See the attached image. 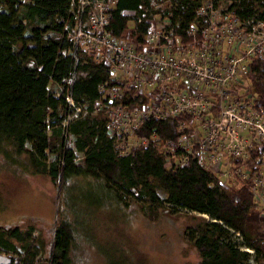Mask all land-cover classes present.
I'll return each mask as SVG.
<instances>
[{
  "label": "trees",
  "instance_id": "1",
  "mask_svg": "<svg viewBox=\"0 0 264 264\" xmlns=\"http://www.w3.org/2000/svg\"><path fill=\"white\" fill-rule=\"evenodd\" d=\"M161 1L164 0H114L107 10L105 27L115 39L130 33L141 48L148 28L144 8ZM201 1L168 2L172 20L177 19L174 34L181 48L200 44L207 17H194ZM229 2L227 12L240 19L264 20V0ZM74 23L70 0H0V155L10 165H17V156L25 155L32 172L45 174L58 183L56 221L46 264H76L70 253L75 227L66 214L71 208L77 213L76 206L89 202V188L84 190V185L90 180L96 183L99 193L107 191L111 197L120 198L118 188L130 193L137 190L153 206L167 203L207 214L214 221L205 222L194 240L200 264H243L248 259L250 254L233 242L229 230L238 231L243 244L264 254V217L254 189L264 146L260 149L253 142L246 148V160L233 159L230 170L234 180L226 186L197 157L189 156L183 164L171 160L166 165L171 158L167 147L176 144L182 135H192L189 122L193 116L187 113L143 118L131 132L147 142L133 146L128 154H120L115 149L116 134L109 127V106L120 103L139 109L148 102L149 95L124 87L121 98L109 102L101 87L119 88L123 82L111 77L108 66L94 59L92 53L71 46L68 35ZM192 23L194 37L188 33ZM246 81L245 91L255 95L254 108L264 119L261 55L249 56ZM67 89L83 114L63 125L66 116L73 113L64 97ZM69 135H73L75 149L82 153L80 159L67 144ZM196 148L198 144H194ZM181 151L178 148L176 153ZM49 154H54L55 159L49 161ZM240 166L246 169L247 176L236 173ZM95 203H101L100 197ZM33 232L31 224L25 229L0 226V248L14 250L18 246L29 253ZM18 261L10 255L0 264H19Z\"/></svg>",
  "mask_w": 264,
  "mask_h": 264
},
{
  "label": "built area",
  "instance_id": "2",
  "mask_svg": "<svg viewBox=\"0 0 264 264\" xmlns=\"http://www.w3.org/2000/svg\"><path fill=\"white\" fill-rule=\"evenodd\" d=\"M113 2L70 0L75 23L68 36L75 50L81 48L92 53L94 59L108 66L111 77L123 82L119 88L106 85L101 87L109 102L120 99L124 87H133L149 95L148 102L139 109H129L120 103L110 104L109 127L116 134L115 149L120 154H128L133 146L145 144L147 141L137 139L131 129L148 116L166 118L187 113L195 117L197 114L208 113V117L202 119V137L194 139L197 136L193 132L190 136L182 135L176 144L167 147V154L179 157L174 162L180 164L186 163L189 156L197 157L218 179V165L225 153L231 154L232 161L235 158L246 160V148L253 142L247 147L236 148L239 145L236 128L242 122H247V119L239 107L231 102L230 83L238 76L246 80L250 55L259 54L264 57V20H242L229 12L220 19L213 14L209 15L212 8L205 5L206 0H202L194 17L195 20L201 16L207 17L200 44L181 48L174 34L177 19L173 21L171 18V4H168V9H162L159 2L152 8H144L148 28L144 43L138 48L130 33L115 39L105 27L108 21L107 10ZM161 2L168 3L169 0ZM129 27H132V22ZM188 33L195 36L193 23ZM221 44L230 47L224 54L221 52ZM64 97L73 107V113L61 122L66 125L82 107L75 105L68 89ZM254 118L256 122L250 124L262 140L257 143L261 149L264 146V119L257 109ZM194 144H198L199 148L194 149ZM178 148L182 150L181 153H176ZM261 158L264 168V153ZM241 167L236 173L247 176L245 168ZM263 168L255 180L264 188ZM220 182L226 186L232 181L224 178ZM235 233L239 235L238 231Z\"/></svg>",
  "mask_w": 264,
  "mask_h": 264
},
{
  "label": "rangeland",
  "instance_id": "3",
  "mask_svg": "<svg viewBox=\"0 0 264 264\" xmlns=\"http://www.w3.org/2000/svg\"><path fill=\"white\" fill-rule=\"evenodd\" d=\"M229 3V0H206L205 5L212 8L209 15L222 19L228 14ZM160 8L168 9V3L160 2ZM221 46L223 54L230 49L226 44ZM247 85L241 76L230 83L231 102L239 107L248 122H242L236 128L239 141L236 148L262 141L257 130L250 124L256 122V108L255 95L245 91ZM80 114H83L82 111L77 112V115ZM208 115L197 114L190 121L192 132L197 136L194 139L202 137V119ZM67 144L74 148L76 159H80L82 153L75 149L73 135L67 136ZM217 146L221 147L219 143ZM47 159L52 161L55 155L49 154ZM171 160L178 161L179 157L168 159L167 166ZM16 163L5 164L0 155V226L17 225L25 229L30 224L34 225V242L29 253L18 246L14 250L0 248V263L11 255L19 259V264H46L56 221L58 183L45 174L32 172L25 155L17 156ZM232 163L231 154L225 153L218 165L220 180H234L229 169ZM244 173L247 174L245 169ZM84 186V190L89 188V202L85 200L76 206L79 209L77 213H73L71 208L66 214L75 227V242L70 253L76 264H200V253L194 240L199 233L198 229L212 220L207 214L167 203L153 206L137 190L130 193L118 188L121 196L115 198L107 191L99 193L93 180ZM254 189L255 200L264 217V188L255 180ZM157 191L164 197L162 189L158 188ZM99 197L101 203L97 205L95 199ZM228 236L241 250L250 254L243 264H264V254L243 244L242 237L234 230H229Z\"/></svg>",
  "mask_w": 264,
  "mask_h": 264
}]
</instances>
